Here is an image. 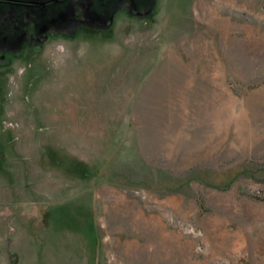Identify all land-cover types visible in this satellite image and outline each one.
<instances>
[{
  "label": "rangeland",
  "instance_id": "374dc122",
  "mask_svg": "<svg viewBox=\"0 0 264 264\" xmlns=\"http://www.w3.org/2000/svg\"><path fill=\"white\" fill-rule=\"evenodd\" d=\"M135 2L0 29V264H264V25Z\"/></svg>",
  "mask_w": 264,
  "mask_h": 264
},
{
  "label": "flooded vegetation",
  "instance_id": "af4514ba",
  "mask_svg": "<svg viewBox=\"0 0 264 264\" xmlns=\"http://www.w3.org/2000/svg\"><path fill=\"white\" fill-rule=\"evenodd\" d=\"M75 0H0V29L3 34L13 36L12 32L16 24L24 23V20L33 18L37 24L44 25L50 19V11L61 4ZM136 4H148L152 0H137ZM3 16V19H2Z\"/></svg>",
  "mask_w": 264,
  "mask_h": 264
},
{
  "label": "crops",
  "instance_id": "0c3cea01",
  "mask_svg": "<svg viewBox=\"0 0 264 264\" xmlns=\"http://www.w3.org/2000/svg\"><path fill=\"white\" fill-rule=\"evenodd\" d=\"M202 1L203 3L206 1L208 3L211 1L214 2V4L208 7L209 9H211V13L209 14L213 17L215 14V8L218 9L219 10L217 12L218 22H224L226 24L234 23L237 26H239L238 28L241 29L243 22L246 24H250L249 28H247L244 31L239 30V32H245V33L247 32L256 35L258 33V27H257L258 23L264 25V0H202ZM228 15L233 16L236 20L235 19L233 21L226 20L227 19L226 16ZM242 18H244L245 21L240 20ZM217 24L219 25L220 23ZM252 25L254 27H252ZM224 26L225 24H220L218 26V32H217L218 35L226 34V28ZM254 38H256V36ZM220 39L221 37L219 36V40Z\"/></svg>",
  "mask_w": 264,
  "mask_h": 264
},
{
  "label": "trees",
  "instance_id": "16d2710c",
  "mask_svg": "<svg viewBox=\"0 0 264 264\" xmlns=\"http://www.w3.org/2000/svg\"><path fill=\"white\" fill-rule=\"evenodd\" d=\"M1 152H2V149L0 148V154H1Z\"/></svg>",
  "mask_w": 264,
  "mask_h": 264
},
{
  "label": "bare ground",
  "instance_id": "6f19581e",
  "mask_svg": "<svg viewBox=\"0 0 264 264\" xmlns=\"http://www.w3.org/2000/svg\"><path fill=\"white\" fill-rule=\"evenodd\" d=\"M253 138V137H252Z\"/></svg>",
  "mask_w": 264,
  "mask_h": 264
}]
</instances>
